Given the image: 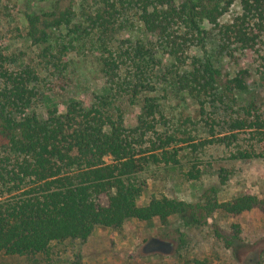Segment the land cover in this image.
Returning a JSON list of instances; mask_svg holds the SVG:
<instances>
[{
  "label": "trees",
  "instance_id": "obj_1",
  "mask_svg": "<svg viewBox=\"0 0 264 264\" xmlns=\"http://www.w3.org/2000/svg\"><path fill=\"white\" fill-rule=\"evenodd\" d=\"M235 3L240 14L231 23H221ZM124 4L139 9L144 31L156 36L172 64L188 67L175 74L179 88L191 97L233 102L237 93L248 89V70L224 75L210 56H191L190 51L196 44L204 48L213 30H218L223 43L235 41L243 48H253L260 37L254 29L264 31V0H81L82 22H76V0H62L47 11L25 13L27 36L43 46L52 31L68 29L69 46H58L59 54L69 47L75 49L76 41L84 44L79 30L92 34L89 40L95 43L96 33L109 32L113 14ZM45 49L47 55L50 46ZM97 49L101 72L110 83L107 96L98 97L90 106L71 99L63 112L55 105L45 116L30 111L37 97L30 86L36 73L25 67L11 70L7 65L14 59L0 50V254H47L54 242L85 241L96 227L116 230L130 219L163 223L176 216L188 226L204 224L218 211L231 218L254 209L264 214V197L249 190L224 202L216 199V190L211 188L197 203L161 196L141 204L147 190L141 178L146 165L176 166L191 157L192 168L186 175L197 179L204 148L215 143L229 146L238 141L241 131H249L252 137L263 134L264 111L248 100L244 117L229 122V135L198 142L192 137L176 138L157 129L158 104L150 96L156 82L145 71V63L153 60L152 51L138 44L119 60L114 50ZM49 56L56 57L51 52ZM123 68L126 74L120 82ZM123 94L140 105L132 127L126 126L120 106L107 98H124ZM183 147L188 151L182 152ZM250 149H238L230 159L263 157L253 146ZM229 174L227 168L219 169L221 184ZM229 227V235L216 226L213 232L232 247L241 226L233 222Z\"/></svg>",
  "mask_w": 264,
  "mask_h": 264
},
{
  "label": "rangeland",
  "instance_id": "obj_2",
  "mask_svg": "<svg viewBox=\"0 0 264 264\" xmlns=\"http://www.w3.org/2000/svg\"><path fill=\"white\" fill-rule=\"evenodd\" d=\"M58 1L62 0H0V50L14 59L7 67L17 72L23 67L29 68L37 75L30 85L37 93L30 107L31 112L45 116L47 109L55 105L63 112L71 99L85 106L96 103L98 97L107 96L110 87L101 72V52L97 48L103 49L105 46L112 49L115 51L113 54L122 60L127 57L124 52L138 44L152 51L153 60L145 63V71L156 82L150 96L155 97L158 104L159 131L173 134L176 138L192 137L196 142L209 140L230 134L229 122L244 117L242 113L246 101L254 100L264 111V31L259 33L254 29L260 37L253 48H243L235 41L223 43L218 30H213L212 37L205 40L204 48L196 44L190 55L210 56L224 75L233 76L240 70H248L250 75L248 89L237 93L233 102H221L214 98L196 99L181 90L177 83L175 72L182 74L188 67L172 64L167 59L156 36L144 31L139 9L130 4L118 7L112 16L114 24L111 29L108 33L98 31L96 38L99 39L95 43L89 40L93 38L92 34H83L79 30V38H83L84 44L76 41L75 49L69 47L67 52L59 54V47L63 43L69 46L68 29L61 28L52 31L45 45L34 44L27 36L25 13L47 11ZM80 3L81 0H76V22L84 21ZM240 12V6L235 3L220 22L231 23ZM206 28H210L209 25ZM49 46V52L55 54V58L50 57L49 52L46 55L45 48ZM221 46H225L222 51ZM53 62H57V66H53ZM190 62L191 59H188L187 63ZM124 68L119 73L120 82H123L126 74ZM162 76L166 77L165 81ZM124 95V98L113 95L107 98L120 106L126 126L132 127L141 109L139 104L130 102L128 94ZM147 136L151 137V134ZM237 137L238 141L229 146L215 143L204 148L199 155L201 173L197 179H190L186 175L192 168V163L188 162L191 157L183 158L176 166L163 163L146 165L141 178L146 180L147 190L142 194L140 203L145 204L151 198L161 196L197 203L211 188L216 190L215 197L220 202L247 190L264 197V133L252 137L249 131H241ZM178 146L183 145L180 143ZM251 146L263 157L230 159L236 150L250 151ZM183 148L182 152L188 151V148ZM222 167L230 172L225 184H221L218 177ZM233 222L240 224L241 233L239 239L229 247L215 237L213 230L216 226L229 235V226ZM150 236L174 239L177 242L175 253L169 257L141 255L139 247ZM76 263L264 264V214L254 209L231 218L218 211L204 224L188 226L176 216L163 223L158 219L149 222L130 219L116 230L96 227L85 241L67 239L54 242L47 254H0V264Z\"/></svg>",
  "mask_w": 264,
  "mask_h": 264
},
{
  "label": "water",
  "instance_id": "obj_3",
  "mask_svg": "<svg viewBox=\"0 0 264 264\" xmlns=\"http://www.w3.org/2000/svg\"><path fill=\"white\" fill-rule=\"evenodd\" d=\"M177 247V242L168 237L150 236L139 247V253L143 256L160 255L163 257L172 256Z\"/></svg>",
  "mask_w": 264,
  "mask_h": 264
}]
</instances>
